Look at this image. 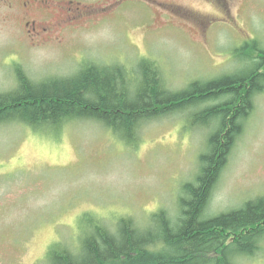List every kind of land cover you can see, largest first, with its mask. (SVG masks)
<instances>
[{
  "label": "rangeland",
  "instance_id": "1",
  "mask_svg": "<svg viewBox=\"0 0 264 264\" xmlns=\"http://www.w3.org/2000/svg\"><path fill=\"white\" fill-rule=\"evenodd\" d=\"M9 1L12 9L0 5L1 92L15 88V65L41 81L73 75L84 62L136 68L141 59L155 61L166 86L181 92L243 71L255 42L264 48V0H129L115 13L99 11L111 0H54L84 16L42 37L24 26L23 0ZM33 14L50 26L61 17L40 7ZM244 46L250 54L238 52ZM253 101L210 215L264 195V91ZM198 110L146 123L137 147L94 121L72 123L58 135L2 125L0 264H46L54 243L76 252L93 232L86 215L113 233L122 218L141 229L159 210L176 219L182 187L198 171L212 131L206 123L192 126ZM261 246L237 264H264V239Z\"/></svg>",
  "mask_w": 264,
  "mask_h": 264
},
{
  "label": "trees",
  "instance_id": "2",
  "mask_svg": "<svg viewBox=\"0 0 264 264\" xmlns=\"http://www.w3.org/2000/svg\"><path fill=\"white\" fill-rule=\"evenodd\" d=\"M253 49L255 57L245 60L243 71L193 82L181 92L166 86L159 66L149 59H141L136 68L84 62L73 75L41 81L15 65V88L0 91V127L17 123L36 133L58 135L72 123L94 121L137 147L146 123L193 108L200 110L191 117L192 126L212 128L198 157V171L182 187L176 219L159 210L151 215V225L141 229L133 219L122 218L113 233L86 215L93 232L82 246L73 252L54 243L46 264H237L261 252L264 195L208 213L243 122L253 112V99L264 91V48L255 42ZM238 52H249V47ZM211 102L216 104L203 107Z\"/></svg>",
  "mask_w": 264,
  "mask_h": 264
},
{
  "label": "flooded vegetation",
  "instance_id": "3",
  "mask_svg": "<svg viewBox=\"0 0 264 264\" xmlns=\"http://www.w3.org/2000/svg\"><path fill=\"white\" fill-rule=\"evenodd\" d=\"M127 1L129 0H111L107 4L101 6L99 11L102 13H115V11L122 9V5ZM66 3L67 2H55L54 0H23L19 7L21 10L19 13H22L23 15L22 20L24 26L27 28L32 26L31 32H34L36 37H42L51 34L55 29L62 28L72 21L78 20L84 16L66 8ZM0 5L12 9V4L9 0H0ZM36 7H40L46 12L60 13L61 17L57 22L53 23V27L48 24L50 23L48 19L43 21L45 24H40L39 20L35 17V14H33Z\"/></svg>",
  "mask_w": 264,
  "mask_h": 264
}]
</instances>
